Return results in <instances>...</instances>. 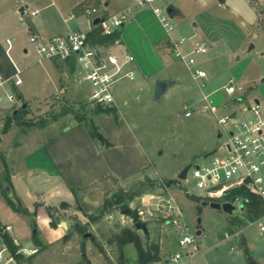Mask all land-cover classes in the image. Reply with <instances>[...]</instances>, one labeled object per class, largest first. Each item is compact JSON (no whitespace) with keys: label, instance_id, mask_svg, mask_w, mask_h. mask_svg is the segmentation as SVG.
<instances>
[{"label":"rangeland","instance_id":"374dc122","mask_svg":"<svg viewBox=\"0 0 264 264\" xmlns=\"http://www.w3.org/2000/svg\"><path fill=\"white\" fill-rule=\"evenodd\" d=\"M125 9L118 3H109L106 14H118ZM132 12L133 10L128 12L126 24L130 21ZM170 21L173 25L170 32L172 38L178 35L175 40H180L182 37L179 35L176 14L170 17ZM85 22L90 24L89 20ZM157 31L159 32L158 29ZM183 39L180 48L183 52H188L197 38L183 35ZM29 41L28 36L23 37V47H30L26 61L32 63L38 54ZM169 45L170 39L163 45L166 49L163 52L164 67L144 80L142 86L132 88L134 79L139 77L136 71L133 80L123 79L115 85L114 93L118 100L115 99L112 106L116 107L117 114L119 106L118 118L132 128L148 156L145 177L130 187L119 188L126 192L122 195L127 205L111 207L96 220L89 221L86 216L88 220L82 221L83 223L77 219L74 211L62 216L59 209L48 208L51 219L57 223L55 227L49 226L42 218L34 220V216L17 214L7 205H0L3 218L14 227L13 237L24 249H40L36 245V237L48 243L65 235L60 241L53 243L50 249L44 250L45 247L41 246L39 254L32 258L23 257L21 264H82L84 257L89 264H118L119 250L113 243V238L127 227L136 231L145 249L150 243L159 245L160 261L154 264H164L176 253L181 255L177 264H247L248 259L253 264H264V231L259 230L258 224L243 209L240 201L234 202L232 214L210 206H201L202 200L211 201L201 195L189 172L186 179L180 182L181 188L176 185L166 186L163 182V179L176 178L187 165H203L211 160V156L204 157V154L208 150L218 149L225 142L222 126L217 122L218 117L235 111L236 116L241 118L247 115L242 108L255 99L260 100L264 116V74L259 77L264 73V57L257 55V47L247 56L237 54L228 57L225 54L221 59L223 67L214 70V75L206 81L208 84L200 87L185 64L173 56ZM210 49L197 58L208 59ZM16 54H22L18 46L11 52L13 57ZM79 70L78 67L77 75L83 80V73ZM172 74L178 77V82L170 86L158 100H153L155 76L168 77ZM20 76L24 81L21 88L27 90L29 101L24 102L14 91L10 94L16 96L15 101H9L8 94H5L3 102L12 105L0 117V158L6 167L0 174V180L6 187L8 196L14 201V195H9L11 193L4 177L11 176L27 148L37 147L46 140L45 128L51 123L41 127L43 119L65 107L77 109L84 105L85 110H90L95 106L88 98L90 87L85 80L78 84L81 88L79 96L69 99L62 89L56 93L53 82L43 74L40 64L23 70ZM229 77L240 87L233 95H228L223 87ZM215 88L211 99L220 106L219 110L216 114H201L199 109L203 104L204 92ZM24 103L26 111H20L18 117L14 118V112L20 110ZM185 105L189 107L190 116L184 115ZM130 196L131 200L128 199ZM15 203L23 207L21 202L16 200ZM127 208L137 210V221L144 223L146 233L135 227L130 214L123 212ZM65 216L69 221L67 228L60 222ZM86 233L91 235L93 241L83 239ZM185 234H189L194 243L180 248L178 240ZM225 234L229 238L226 239ZM67 235H70L69 240L65 238ZM94 241L102 246L104 256L98 253L93 245ZM123 253L127 264H135L136 252L132 245L124 246Z\"/></svg>","mask_w":264,"mask_h":264},{"label":"crops","instance_id":"0c3cea01","mask_svg":"<svg viewBox=\"0 0 264 264\" xmlns=\"http://www.w3.org/2000/svg\"><path fill=\"white\" fill-rule=\"evenodd\" d=\"M166 2L175 9L179 35L182 38L184 35L204 40L208 48H211L208 59L197 58L198 66L207 72L206 81L214 75V70L223 67L221 59L225 54L228 57L237 54L247 56L257 47V55L264 57V0ZM109 3H118L125 8L132 4L130 0H0V117L12 105L3 102L5 94L14 91L24 102L29 101L27 90L21 88L24 81L16 86L13 79L18 72L21 78L23 70L35 64L41 65L43 74L53 82L56 93L62 89L66 98L76 99L79 96L81 88L78 84L83 80L77 75L78 66L58 59L42 58L30 41L38 56L34 62L28 63L25 57L30 47H23V37H30L32 32L47 38L55 34H66L72 28L90 30L93 24H86L88 18L81 13L80 7L84 4L95 6L103 15L109 16L106 14ZM34 10L38 11L36 15L31 14ZM131 10L130 21L118 30L120 46L115 50L120 54L129 52L134 56L135 64L132 66L139 77L134 79L132 88H138L150 75L157 74L164 67L163 45L170 38L178 39V35L172 38L149 8L133 7ZM70 13L75 14L74 18L65 22ZM16 46L20 47L22 54L13 57L11 52ZM165 79L172 80V85L178 82V77L173 74L168 77L155 76L156 81ZM229 80L234 79L229 77L223 87ZM215 91L216 88L204 93L211 98ZM115 99L118 100V97L115 96ZM255 100L260 103V100ZM93 121L102 135L111 142V146L105 147L92 140L86 127L77 123L69 113L45 128L46 140L37 147L27 148L23 159L11 172V184L7 187L11 193L9 195H14L15 201L21 202L30 212L29 215L34 216V220L42 218L50 226L52 219L48 208H55L60 210L62 216L74 211L78 220L87 221L86 216L100 212L106 196L119 188L130 187L145 177L147 152L128 123L120 118L115 123L112 116L107 114L95 115ZM4 169L0 158V174ZM62 203L68 204L67 207H62ZM0 205L10 207L1 194ZM3 216V209L0 208V222L4 224L7 222ZM63 221L68 226L67 216L60 219V222ZM56 231L58 233V229ZM64 236L48 243L35 237L47 250Z\"/></svg>","mask_w":264,"mask_h":264},{"label":"built area","instance_id":"2783aa9c","mask_svg":"<svg viewBox=\"0 0 264 264\" xmlns=\"http://www.w3.org/2000/svg\"><path fill=\"white\" fill-rule=\"evenodd\" d=\"M131 5L118 14L105 16L98 8L88 4L80 7L81 13L85 15L89 22L93 24L95 18L99 31L103 35H109L118 31L125 23L128 12L133 7L149 8L158 18L161 26L167 33L173 30L170 15L167 7L171 6L166 0H130ZM37 10L31 12L36 15ZM75 14L70 13L65 22L74 18ZM95 25V24H93ZM91 30V29H90ZM90 30L78 28L69 29L66 34H55L44 37L39 33H30V42L42 58L58 59L63 62H71L78 66L83 73L85 80L90 87L89 100L94 104L112 106L115 104V85L123 79L133 80L135 70L133 68L134 56L127 52L120 54L115 48L119 47V40L112 44L103 45L94 43L88 37ZM184 39L172 40L170 38V50L173 56L181 60L190 71L192 78L198 82L200 87L206 85L207 72L198 66L197 56L207 52L208 43L206 41L196 42L192 49L183 52L180 45ZM10 43V40L7 41ZM15 75L13 83L21 85L22 80ZM228 95H233L240 90L234 80H229L225 85ZM14 94L8 95L9 101H15ZM203 104L199 112L201 114H216L220 106L214 104L208 94H203ZM227 104H225L226 106ZM185 116H190L191 112L187 105L184 106ZM244 115L241 118L232 112L223 117H218L217 122L222 126V135L225 142L214 151L211 160L203 165H191L189 172L194 179L195 187L201 191V195L210 201L225 202V195L233 189L243 188L253 194L261 203L262 211L254 218L260 231H264V116L261 105L258 101L247 104L242 108ZM209 157V156H207ZM187 177V176H186ZM234 204L240 201L243 206V198L238 197L230 200ZM243 209H245L243 207ZM14 227L10 223L0 226V264H21L18 256L32 257L39 254V248L24 249L16 238L13 237ZM10 237L12 244L17 247L13 252L6 242V237ZM225 238H229L225 234ZM193 239L189 234H185L178 240L180 248L192 245ZM195 248V247H194ZM181 255L176 253L169 257L164 264H177Z\"/></svg>","mask_w":264,"mask_h":264},{"label":"trees","instance_id":"16d2710c","mask_svg":"<svg viewBox=\"0 0 264 264\" xmlns=\"http://www.w3.org/2000/svg\"><path fill=\"white\" fill-rule=\"evenodd\" d=\"M88 37L94 43L108 45V44H112L115 40L120 39V32L115 31L112 34L103 35L100 33L97 24H95L93 25V28L88 32ZM20 111H26V108H23V105H22V108L20 110H17L14 112L13 117L17 118ZM69 113L73 116V118L75 119L77 123L83 124L86 127L88 134L92 140H96L100 142L105 147H109L112 145L111 142H109L99 131L98 126L93 121V116L98 115V114L111 115L114 122L117 123L119 118H118L117 109L115 106H105V105L95 104L94 108L90 110H85L84 105H81L80 108H77V109L71 106L65 107L62 110L57 111V112H52L49 116L45 117L43 121L41 122L40 126L45 127L49 123H52L58 120L61 116L69 114ZM4 180L7 182L8 186H10L11 184L10 176L8 175L5 176ZM72 191L76 192L75 189H73ZM124 193L126 192H123V190L117 189L114 192H112L110 195L106 196L103 200V205H102L100 212L97 215H88L89 221L90 219L96 220L100 218L111 207L126 206L127 203L125 201V197L122 195ZM0 194L4 197L7 204L13 210L17 212H22L25 215L30 214V212L26 208L17 205L15 201L8 196V193L6 192V187L3 185L1 180H0ZM238 197L243 198V207L245 208L247 213L251 215L252 217L257 216L262 211L263 208H262L260 201L253 194L245 191L241 187L230 190L225 195V200L230 201ZM128 199L131 200L132 199L131 196L128 197ZM66 205H67L66 203H62V207H66ZM1 224L2 223L0 222V226ZM51 225L55 227L57 223L52 219ZM65 238L66 240H69L70 235H67ZM6 242L10 246L11 250L13 252H16L17 247H15L12 244V240L10 237L8 236L6 237ZM113 243L116 244L119 250L118 264H127V258L124 256V253H123V247L126 245H132L135 249V252H136L135 264H154L160 261L159 245L155 243H150L148 244V247L145 249L136 231L131 228L127 227V228L121 229L120 233L114 236ZM36 245L41 246L37 241H36ZM93 245L97 249L99 254L103 256L105 255L104 249L99 243L94 241ZM246 258L248 259V257ZM18 259L21 262V260H23V256H18ZM81 263L89 264L88 260L85 257L82 259ZM246 263L253 264L252 261H250L249 259L247 260Z\"/></svg>","mask_w":264,"mask_h":264},{"label":"water","instance_id":"95a60500","mask_svg":"<svg viewBox=\"0 0 264 264\" xmlns=\"http://www.w3.org/2000/svg\"><path fill=\"white\" fill-rule=\"evenodd\" d=\"M167 12L170 15V17L174 14L175 9L173 6H168L167 7ZM98 22V18H95L93 21V24H96ZM250 48L253 47L252 44H250L249 46ZM264 79V78H263ZM174 82L172 80H157L154 83V87H153V92H152V98L153 100H158L159 97L170 87L172 86ZM257 101V100H256ZM26 107V104H23V108ZM220 136V134L218 135ZM215 150H210L208 152H206L204 154V157L210 156L214 153ZM190 165L185 166L177 175L176 178H168V179H163V182L166 186H170V185H176L178 188H181L180 182L182 180L186 179L187 176V171L189 170ZM201 206H210L211 208L217 209V210H222L223 212L227 213V214H232L233 210L235 209V205L232 203V201H225L222 203L219 202H208L206 200H202L200 202ZM124 213L130 214L132 217V220L135 222V227L137 229H142L144 231V233H146V228L144 223L137 221L138 219V212L137 210H130L129 208L123 210ZM61 225L64 226L65 228H67V224L66 222H61ZM83 239L87 240L90 239L91 241H93V238L91 237L90 234H84L83 235Z\"/></svg>","mask_w":264,"mask_h":264}]
</instances>
